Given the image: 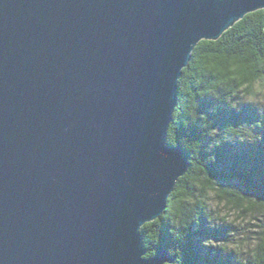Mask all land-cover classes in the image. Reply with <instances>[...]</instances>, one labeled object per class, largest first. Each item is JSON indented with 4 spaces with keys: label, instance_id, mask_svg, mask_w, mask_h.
Here are the masks:
<instances>
[{
    "label": "water",
    "instance_id": "95a60500",
    "mask_svg": "<svg viewBox=\"0 0 264 264\" xmlns=\"http://www.w3.org/2000/svg\"><path fill=\"white\" fill-rule=\"evenodd\" d=\"M261 6L0 0V264L174 260H141L138 229L190 168L165 142L178 81L196 43Z\"/></svg>",
    "mask_w": 264,
    "mask_h": 264
},
{
    "label": "trees",
    "instance_id": "16d2710c",
    "mask_svg": "<svg viewBox=\"0 0 264 264\" xmlns=\"http://www.w3.org/2000/svg\"><path fill=\"white\" fill-rule=\"evenodd\" d=\"M241 21L217 40L219 44L201 41L182 72L178 81V106L168 137L171 143L188 153L190 168L178 181L164 214L141 229L146 244L159 243L158 253L168 251L175 243L168 234L169 217L195 221L197 230L182 245L184 264H264V232L260 231L261 224H264V142L246 151L228 140L245 129L235 123H250L258 118L249 115L248 110H239L238 115L233 113L235 110L231 109V104L240 98L239 81L206 66L225 55L246 56L252 60L256 56L264 58V38L260 36L259 26L252 21ZM245 42H250L256 49V56L241 52V46H247ZM261 132L264 135V131ZM186 198L197 200V204L189 205ZM211 201L223 205L226 214L237 213L239 220H257L253 227L258 230L251 233L259 241L254 249L255 258L240 254L234 259V253L224 256L219 250L201 246L207 239L210 241L206 243L223 245L239 242L241 234L249 238L246 227L239 234L224 224L217 230H209L206 223L214 215L209 206ZM232 233L236 234V240Z\"/></svg>",
    "mask_w": 264,
    "mask_h": 264
},
{
    "label": "clouds",
    "instance_id": "9594fccd",
    "mask_svg": "<svg viewBox=\"0 0 264 264\" xmlns=\"http://www.w3.org/2000/svg\"><path fill=\"white\" fill-rule=\"evenodd\" d=\"M251 12V16L245 17L244 14ZM242 16L244 20L252 21L255 25H258L260 28V36L264 38V6L256 7L254 10L246 11ZM239 17V18H240ZM237 20V19H236ZM235 20V21H236ZM243 23V21H241ZM233 24V23H232ZM239 26V25H238ZM203 38L199 39L202 40ZM204 43L207 44L208 41L204 40ZM219 44V41H216ZM247 46H241V52L247 53L251 52L253 56H256V49L251 46L250 42H245ZM197 43L191 49L189 53V60L193 57V52ZM188 60V61H189ZM209 68H213L216 71L228 75L229 78L233 81H239V89H240V99L245 104L259 106L255 110L258 113H261L258 117L259 119L253 123L243 122V123H232L236 126H245L249 129V133L247 136V141H236L234 146L237 145H249L254 146L258 143L264 142V135H260L259 132L264 131V112H261V109H264V58L256 56L255 60L248 59L246 56L233 55V56H221L214 63H208L206 65ZM184 67V66H183ZM180 68V73L181 69ZM259 70V71H258ZM231 109L235 110L233 113H239V109L235 101L231 104ZM203 119V116H201ZM172 120V116H171ZM211 120V119H209ZM169 126V125H168ZM259 130V131H258ZM166 144L172 148H175V144L171 143L168 137V128L166 131ZM189 205H196L197 200L186 198ZM209 206L213 209L214 215L211 219L206 223V227L209 230H217L220 227V222H226L229 224L237 225L240 228H244L245 225L254 226L257 224V220H237L235 216L237 213L224 214V213H216L215 209L219 207H223V205H216L209 202ZM179 215V213H177ZM215 221V222H213ZM169 227L168 234L173 238L175 242L173 247L168 249L169 257H174V260H165L163 264H184L183 261V249L182 245L186 242L188 237L192 232L197 230L198 225L195 221H187L183 218L176 219L173 217H169ZM256 227H248L247 234L248 237L244 234L239 236V242L227 243L223 245H212L210 242L206 243L205 241H210V239L204 240L202 242V247L206 249L219 250L224 256L235 254V258H238L240 254H244L245 256L250 255L252 258H255L257 253L254 250L257 247L259 241L251 236V233L257 232ZM260 231L264 232V224H261ZM138 234H141L138 229ZM233 239L236 240L237 236L235 233H232ZM160 240V237H159ZM159 243H153L151 246L146 244L145 237L143 236L142 246L145 249L144 254L141 256V260L148 261L157 256V247ZM215 254V253H213Z\"/></svg>",
    "mask_w": 264,
    "mask_h": 264
},
{
    "label": "rangeland",
    "instance_id": "374dc122",
    "mask_svg": "<svg viewBox=\"0 0 264 264\" xmlns=\"http://www.w3.org/2000/svg\"><path fill=\"white\" fill-rule=\"evenodd\" d=\"M236 105H237V108L239 109V110H248L249 111V115H253V116H255L256 118H258L259 119V115L261 114V113H258V111L257 110H255L256 108H259V106L257 105V106H253V105H249V104H245V103H243V101L239 98L238 99V102H236ZM261 112H264V109H261ZM257 119V120H258ZM256 120H251V122L250 123H253V122H255ZM259 131V130H258ZM248 133H249V129L247 128V127H245V129H244V131L241 133V134H239V135H237V136H235V138H231V139H228L229 140V142L231 143V144H234L235 145V142L236 141H247V136H248ZM259 134L260 135H263V133L262 132H259ZM258 145H260V143H258V144H256V145H254V146H249V145H237L236 147L237 148H240L241 150H246V151H249V150H251L252 148H254V147H256V146H258ZM211 203L212 204H216L217 205V203L216 202H212L211 201ZM213 210V209H212ZM215 212L218 214V213H224V214H226V210L225 209H223L222 207H219V208H217V209H215ZM235 219H237V217L235 216ZM237 220H239V219H237ZM224 224V226L226 225L227 227H229V229H234L235 230V233L236 234H239V233H241L242 231L241 230H244L245 228H240L239 226H237V225H233V224H229V223H226V222H220V225H223ZM221 227H223V226H220L219 228H221ZM245 227L248 229V227H253V226H250V225H245ZM236 230H238L237 232H236ZM253 235V234H252ZM251 235V236H252ZM239 239V238H238ZM213 245H218V243L217 242H214L213 243ZM244 255V254H243Z\"/></svg>",
    "mask_w": 264,
    "mask_h": 264
}]
</instances>
